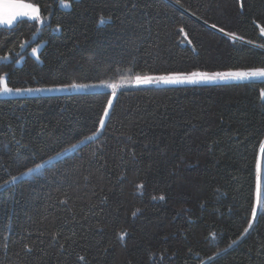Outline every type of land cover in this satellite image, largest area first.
<instances>
[{"label": "trees", "instance_id": "1", "mask_svg": "<svg viewBox=\"0 0 264 264\" xmlns=\"http://www.w3.org/2000/svg\"><path fill=\"white\" fill-rule=\"evenodd\" d=\"M21 1L40 20L0 27L12 89L264 67V0ZM262 89L119 90L93 139L108 92L0 100V185L87 139L0 187V264H264Z\"/></svg>", "mask_w": 264, "mask_h": 264}, {"label": "snow or ice", "instance_id": "2", "mask_svg": "<svg viewBox=\"0 0 264 264\" xmlns=\"http://www.w3.org/2000/svg\"><path fill=\"white\" fill-rule=\"evenodd\" d=\"M179 2V0H177ZM62 6L64 8L70 7L69 3H62ZM3 9V18L0 19V23H7L9 25L12 24V21L17 16H27L29 19L39 20L40 14L38 7L32 5V4H22V3H14V2H5L2 6ZM100 23H104L103 17L100 20ZM211 27H216L215 25H211ZM257 27H260L257 25ZM220 30V29H218ZM261 35H264V28H260ZM225 35H228V33H225ZM264 78V67L261 68H255L251 71H236V72H216V73H201V72H192L189 75H169V76H157V77H149L145 76L143 78L137 76L135 79L137 83H151L153 80H155L157 83L162 84H198V83H204V82H214V81H227V80H247L250 78ZM107 87H110L113 91V95L116 93V89L118 85L111 84L106 85ZM72 89L81 90L86 87L87 85L82 84H71L69 85ZM53 90H59V89H52V88H16L15 94H21V93H28L31 94L33 92H43V91H53ZM0 93L2 94H13V89L10 87H7L5 84V78L3 76H0ZM260 99L261 101H264V89L260 92ZM108 106L111 107L112 100H108ZM109 111L106 107L104 109V116H108ZM100 126L103 127L105 124V120L103 117L99 120ZM96 131H99L97 129ZM87 139H92V136L87 137ZM260 153H264V141L260 143L259 146ZM42 165L36 164L35 168H29L27 172L23 173V175H28V173L34 172L38 169H40ZM18 179L17 177H13L12 180L15 181ZM262 180H264V173H262L261 168V160L259 157L256 158V195H257V203H259L262 199H264V188H262ZM0 187H3V185H0ZM140 187V186H138ZM153 199H156V197H153ZM161 200L164 199L163 196L160 197ZM253 217L256 216V208H253ZM135 215V213H133ZM252 227L251 222L249 223V228ZM248 229H245V232H247ZM231 246V245H230ZM82 259V258H81Z\"/></svg>", "mask_w": 264, "mask_h": 264}, {"label": "rangeland", "instance_id": "3", "mask_svg": "<svg viewBox=\"0 0 264 264\" xmlns=\"http://www.w3.org/2000/svg\"><path fill=\"white\" fill-rule=\"evenodd\" d=\"M5 2H14V3L28 4V3H25L24 1H21V0H0V6H2ZM60 7L64 8L62 6V2L60 3ZM64 9L68 10V8H64ZM0 11L3 12L2 7H0ZM3 15L0 13V19L3 18ZM23 18L29 19L27 16H17L12 21L11 25H9L7 23H0V27L10 28L14 24H16V21L18 19L21 20ZM29 20H34V19H29ZM42 47H43L42 45L36 46L30 52V56H32L35 60H38L39 59L38 53L42 49ZM242 71H251V70H242ZM231 72H236V71H231ZM174 75H183V74H174ZM185 75H189V74H185ZM162 76H169V75H162ZM136 77L137 76L128 77V78H121V79H118L117 81H111V82H107L106 81L105 83L83 84V85H87L88 87H86L84 89H81V90L72 89L69 86H60V87L49 86V87H37V88H52V89H59V90L33 92L31 94H28V93L15 94V88H14L13 89V94H2V93H0V100H3V99H15V98L16 99H26V98L38 97V96L49 97V96L72 95V94H83V93H94V92H104V93L108 92L110 94L109 98L112 100V105H113V103H114V101L116 99L115 97H116L117 92L119 90H129V89H133V88H151V87H153V88H163V87H166V88H174V87L186 88V87H197V86H208V85H220V84L264 81V78L258 77V78H250V79L242 80V81L241 80H227V81L204 82V83H198V84H162V83H157L155 80H153L151 83H137V81L135 79ZM139 77L143 78L145 76H140L139 75ZM149 77H157V76L151 75ZM5 84H6V79H5ZM111 84L118 85L115 95H113L112 89L110 87L106 86V85H111ZM6 86H7V84H6ZM106 107L108 108V111L110 112V110H111L110 108L111 107H109L108 104H107ZM103 118H104L105 123H106L107 116L105 117L103 115ZM103 127L99 126V128H98L99 131H96V134L94 136H92V139L96 138V136L101 133V130L103 129ZM86 141H87V139H85L84 141L78 142V143L74 144L73 147L68 148L66 150H63V152L52 156L51 159L46 160L44 162H41L40 165H42V167L40 169L34 171V172L28 173V175H23V173H25V172L21 173L20 175H18V177H17L18 179H16L15 181H13L11 179L3 187H5L7 185L16 184L20 180H30V179H32L34 177L40 176L41 173L44 171V168L51 166L53 163H55V162H57L59 160H62L64 157L73 155L75 152H77V150L81 146H83V144ZM260 157H261V153L259 155V158ZM32 168H35V167H32ZM254 206L256 208V211L257 210L259 211L258 203H257V196L255 197V205Z\"/></svg>", "mask_w": 264, "mask_h": 264}, {"label": "water", "instance_id": "4", "mask_svg": "<svg viewBox=\"0 0 264 264\" xmlns=\"http://www.w3.org/2000/svg\"><path fill=\"white\" fill-rule=\"evenodd\" d=\"M262 154L263 153H261V157H260V160H261V166H262ZM258 209H259V203H258ZM257 213H258V210L256 211V215H257ZM254 219H256V216L254 217ZM254 221V220H253Z\"/></svg>", "mask_w": 264, "mask_h": 264}, {"label": "crops", "instance_id": "5", "mask_svg": "<svg viewBox=\"0 0 264 264\" xmlns=\"http://www.w3.org/2000/svg\"><path fill=\"white\" fill-rule=\"evenodd\" d=\"M0 13H1L2 15L4 14L2 11H0ZM18 20H20V19H18ZM18 20H17V21H18Z\"/></svg>", "mask_w": 264, "mask_h": 264}]
</instances>
